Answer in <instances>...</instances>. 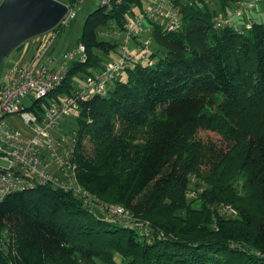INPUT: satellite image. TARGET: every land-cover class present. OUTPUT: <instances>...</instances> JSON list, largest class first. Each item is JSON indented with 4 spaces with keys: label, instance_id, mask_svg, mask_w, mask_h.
<instances>
[{
    "label": "trees",
    "instance_id": "16d2710c",
    "mask_svg": "<svg viewBox=\"0 0 264 264\" xmlns=\"http://www.w3.org/2000/svg\"><path fill=\"white\" fill-rule=\"evenodd\" d=\"M233 1H180V30L155 24L148 35L160 50L130 54L153 64L125 67L105 95L80 104L78 183L146 229L109 221L52 186L13 193L0 202V264H264V24L250 14L254 0L249 19L217 26ZM141 4L87 16L77 41L87 59L69 63L49 99L102 70V56L119 46L102 30L114 22L124 31V14ZM201 129L218 132L227 149L203 145Z\"/></svg>",
    "mask_w": 264,
    "mask_h": 264
},
{
    "label": "built area",
    "instance_id": "2783aa9c",
    "mask_svg": "<svg viewBox=\"0 0 264 264\" xmlns=\"http://www.w3.org/2000/svg\"><path fill=\"white\" fill-rule=\"evenodd\" d=\"M124 0H100L98 8L106 12ZM182 0H151L149 8L137 11L129 7L124 14L125 37L120 44V56L106 62L101 71L86 79V87L78 88L71 95H62L58 99H49L50 93L59 88L66 76L69 63L78 58L87 59L85 47L77 46L72 52H65L59 58L48 57L57 33L52 35L36 51L28 65L2 66L0 72V202L13 193L27 192L43 186H52L71 192L74 197L91 203L107 220L119 221L125 226L146 229L131 217L129 211L121 206L95 202L78 183L74 162V150L77 144L76 133L66 136L62 133L65 119L77 113L80 104L92 93L105 95L109 84L123 75V69L139 64L145 59L132 57L128 53L129 45L134 42L133 51L140 53L150 48L143 37L150 34L155 24L163 25L166 30L178 31L182 27V14L179 2ZM209 3L213 0H195ZM82 0L71 6L66 4L68 12L55 28L68 27L76 17ZM230 11L225 18L216 19L217 26L234 27V19L248 18L247 11L255 7L254 0H238L229 4ZM249 24V23H248ZM247 27L250 26V24ZM112 24L110 32L101 36L110 38L117 33ZM139 55V54H138ZM152 61L147 65L151 66ZM25 99L33 104L28 108ZM47 100V101H46ZM20 119L25 130L21 131L10 123V118ZM53 171L62 176L58 179ZM228 210V209H227ZM226 211V210H225ZM146 231V230H145ZM147 232V231H146Z\"/></svg>",
    "mask_w": 264,
    "mask_h": 264
},
{
    "label": "rangeland",
    "instance_id": "374dc122",
    "mask_svg": "<svg viewBox=\"0 0 264 264\" xmlns=\"http://www.w3.org/2000/svg\"><path fill=\"white\" fill-rule=\"evenodd\" d=\"M256 1H257L256 8L253 9L250 14H251L253 20H255L258 23L264 24V0H256ZM99 2H100V0H82V3L80 5L79 9L76 11L75 19L70 23V25L68 27H65L64 29H62L58 32L56 40L53 44L52 49H56L57 46L60 44H63V49L61 51H59L56 55L54 54V51H51L50 54L48 55V57L59 58L65 52L74 51V49L77 46V41H78L79 37L81 36V31H82V27H83L85 19L87 18V16L90 13H92L93 11L98 9ZM150 5H151V0H142V8H149ZM209 7L215 8L214 4L210 5ZM112 24L115 27H117V25L114 22ZM109 28L107 30H109ZM124 31L121 32L116 28L115 32L117 34L108 38V39H110V41L116 40L119 43V46L117 48L116 54L112 53L109 56H102L103 61L106 62V61H109L112 59H117L120 56L119 55L121 53L120 44L125 37ZM106 32H108V31L102 30V33H106ZM54 34H55L54 32H49L47 34L33 38L29 41L37 42V41H40L41 39L48 38ZM29 41H27V42H29ZM143 42L149 43V45H150V48L148 50H145V53L147 55H149L152 51H159L160 50L159 46L155 43L154 39L150 35L144 36ZM134 46H135V44H134V42H132L128 47V53L131 54L132 56H135V54L133 53ZM19 56H20V52L12 51L5 58L3 66H6V65L13 66V65L21 64V61L19 60ZM138 57L141 58V54L138 55ZM149 60H151V59L147 58V56H146L145 59L141 60V64L147 65V62ZM152 61H154V60L152 59ZM80 77H82V78H77L79 80H77L76 83L79 86V88H85L87 77H85V78L83 76H80ZM109 86H112V85L109 84ZM87 92L90 94L93 92V90L89 88ZM23 102L28 108H30L33 104V102L30 99H25ZM76 118H77V113H73L65 119V122L62 125L63 126L62 127V133L64 135L70 136L71 133L74 132V130L76 129ZM9 121L12 124V126H14L15 128H17L21 131L25 130L24 123L20 119H17L15 117V118H10ZM197 138L201 141V143L203 145H205L207 147H211L215 150L225 151L227 149L226 141L216 131L201 129L198 131ZM53 172L55 173V175L58 179H61V180L63 179L59 173H57L56 171H53ZM191 195H193V198L194 197L196 198V193L191 194ZM195 205H198V204L195 203ZM222 210L230 211L233 213L230 206L223 207Z\"/></svg>",
    "mask_w": 264,
    "mask_h": 264
},
{
    "label": "water",
    "instance_id": "95a60500",
    "mask_svg": "<svg viewBox=\"0 0 264 264\" xmlns=\"http://www.w3.org/2000/svg\"><path fill=\"white\" fill-rule=\"evenodd\" d=\"M68 7L57 0H1L0 72L5 58L17 47L52 32Z\"/></svg>",
    "mask_w": 264,
    "mask_h": 264
},
{
    "label": "crops",
    "instance_id": "0c3cea01",
    "mask_svg": "<svg viewBox=\"0 0 264 264\" xmlns=\"http://www.w3.org/2000/svg\"><path fill=\"white\" fill-rule=\"evenodd\" d=\"M50 37L45 38V39H41L40 41H37V42H32V41L26 42L20 48L13 50L16 52H20L19 60L21 61V64H18V65L30 64L32 62V59H33L36 51L40 50L43 47V45L45 44V42ZM52 48H53V45H52L50 51H54V54L56 55L59 51H61L63 49V44L58 45L56 49H52ZM109 61H111V60H109ZM109 61H107V62H109Z\"/></svg>",
    "mask_w": 264,
    "mask_h": 264
}]
</instances>
